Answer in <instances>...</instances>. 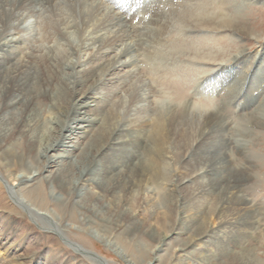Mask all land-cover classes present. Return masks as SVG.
<instances>
[{
  "label": "bare ground",
  "instance_id": "1",
  "mask_svg": "<svg viewBox=\"0 0 264 264\" xmlns=\"http://www.w3.org/2000/svg\"><path fill=\"white\" fill-rule=\"evenodd\" d=\"M78 1L77 8L76 0H0V173L5 179L0 178L14 199L12 205L0 208L3 211L0 213V264H60L61 259H65L64 264H87L86 261H91L88 253L92 251L67 239L55 219V215L62 213L60 208L67 197L77 199L76 203L69 201L67 206L72 212L70 218L74 220L75 210L85 215L84 201L87 197L91 196L93 200L90 201L97 203L105 193L108 197L123 193L122 200L126 203L128 193L136 189L142 191L150 182L167 189L162 196L168 211L163 213L161 226L166 230L155 234L153 228H148L149 236L157 242L149 249L137 250L138 246L134 247L129 242L121 243L125 250L118 258L124 264H158L160 255L154 259L152 253L159 249L163 251L172 235L182 236L188 232L190 237L180 246V251L190 248L194 242H207L219 235L222 238L215 244L216 254L190 259L192 264H223L224 257L233 259V264H263L252 259L254 248H244L237 257L233 246L244 238L251 239V236H254L253 243L258 242L264 231V203L250 198L246 182L235 181L236 176L252 178V164L256 161L253 159L255 153L245 148L242 142L244 131L250 124L264 125V46L252 73V81L239 100L237 109L240 111L233 116H225L217 110L215 96L208 97L206 102L200 87L201 78H194L193 87L196 83L200 85L197 84L193 95L186 92L189 90L186 81L192 79L190 66L205 63L198 52L208 50L211 39L185 35L178 40L165 39L171 31L166 27L175 23H183L184 34L187 35L198 30L206 33L236 30L240 36L249 37L255 30V36L263 30L256 29V26L249 28L246 15L235 10L236 14L213 22L220 14L226 16L228 0L218 2L225 13L205 14L204 10L209 6L206 7L205 3L201 11H196L198 13L190 11V8V12L183 10L177 13L174 21L164 14L167 13L165 7H190L194 2L199 5L203 1L143 0L140 11L151 17L154 25L151 35L157 38L153 43L158 42V46L162 41L163 48L147 50L144 54L146 59L137 63L134 59L137 43L133 46L132 42L139 32L135 36V28L127 22L136 17L123 13V1L109 5L108 1L101 0L102 7H95L98 3L93 6L92 0ZM59 4L69 8L68 16L66 12L59 11ZM39 6L43 7L46 16L40 15ZM159 7L164 8L162 12ZM127 10H132V6ZM37 24L38 32L35 30ZM168 44L172 46L171 50L164 51ZM120 47L123 48L118 55L107 60V54ZM82 53L84 56L88 53L85 62L80 61ZM236 57L232 58L228 72L219 77L220 96L232 87L234 69L248 59L244 56L238 61L241 57ZM124 58H129V61ZM155 59L164 61V64L158 62L153 66ZM179 62L184 66L179 64L182 69L173 76V69L178 66L172 69V65ZM86 66L88 68L81 71ZM223 70L218 69L219 73L214 72L213 75L221 74ZM122 91L123 95H120ZM41 97L54 111L50 112L43 136L39 135L41 118L36 103V99ZM251 102L257 103V108H252ZM213 112H217L216 117ZM236 121L241 125L235 126ZM91 133L94 138L87 139L89 142L82 150L85 155L81 151L83 157L75 158L72 164V154L79 148L80 140ZM65 137L70 139L68 143L63 141ZM25 147V155L17 152ZM59 147V153L49 155ZM66 159L70 160L65 162ZM12 166L20 170L18 175H14ZM177 166L183 176L175 175ZM45 169L53 171L42 178L38 187L22 193V187L37 181ZM69 176L74 180L69 181ZM55 179H60L61 184L55 185ZM45 186H51L58 196L51 200L55 202V209L42 213L40 210L46 201ZM90 187L99 191L91 193ZM215 192L216 220L214 226H209L204 202L210 200ZM38 194L41 198L37 203L35 198ZM24 200L27 201L24 203ZM111 201L112 198L109 199ZM109 202L106 209L110 208ZM196 202L199 206L193 209ZM170 209L180 214L175 231L166 226ZM121 212L138 221L126 206ZM24 216L30 217L42 232L33 237L31 226L23 229L16 225L14 218ZM86 219L93 223L89 216ZM258 226H261L260 232L256 231ZM51 233L66 239L73 257L63 254L61 259L57 258L60 252L52 249ZM12 239H17V243H11ZM43 239L49 245L42 254L34 261L35 254L24 261L25 256L21 253L24 246L31 243L38 248ZM128 249L130 254L125 256ZM94 263L104 264L99 260Z\"/></svg>",
  "mask_w": 264,
  "mask_h": 264
},
{
  "label": "rangeland",
  "instance_id": "2",
  "mask_svg": "<svg viewBox=\"0 0 264 264\" xmlns=\"http://www.w3.org/2000/svg\"><path fill=\"white\" fill-rule=\"evenodd\" d=\"M106 1H108L107 4H109V5H110V3L112 4V2L117 3L118 1H121V2L123 1L122 2L123 9H124L123 13H125L126 16H129L132 18L136 17L133 21L131 20V21H127V22H130V25H132L135 28V30H136L135 36L139 32L138 33L139 35H137V37H134L136 39L133 38V42H132L133 46L137 43L134 47L135 51L137 52V53L134 52V59L137 63H140L141 61H144L146 59V57H144V54L147 53V50L152 51V49H154L155 47L158 49H160V47L163 48L162 47L163 46L162 41L160 42L161 44H159L158 46H156L158 42L153 43V40L154 39L157 40V38L152 37V35H151L153 32L152 30L154 29V25H152L151 24L152 22L150 21L151 17L148 13L146 14V13H142L140 11V6H141L143 0H106ZM154 1H156V0H154ZM202 1L203 2H201V4L199 3V5L195 4V2H194L190 7L189 6L187 7L185 5L181 6V7L171 6L173 9H171V7H165L164 11H167V13H164V14L166 15V17H168L170 19L173 18L172 20L174 21L177 17V13H181L183 10H187L188 12L193 10L194 13H198L196 11H201L200 8H202L205 3H207V5H205L206 7L209 5L207 7V9L204 10L205 14H209L210 12L211 13L217 12L219 14L225 13L222 11L223 8L220 6V3H218L220 0H213V1L209 0L210 2H208V0H205L206 2H204V0H202ZM216 1L218 4H216ZM77 2L79 3V1L76 0V5L78 8L79 4H77ZM92 3H93V6H95V4L98 3V5H96L95 7H102L103 6V3H101V0H92ZM227 3H229V4L226 5V9L228 10L227 11L228 13H225L226 16L223 17L220 14V16L215 17V20L213 22L221 21V20L227 18L228 15L236 14V13H234V10L236 12L237 11L242 12V14H245L247 17L246 21H247V25L249 28L256 26L255 27L256 29L263 30L260 32V34H258L259 36L258 35L255 36L254 33L256 32V30L254 32H251L253 34L250 33L249 37H243L242 35L240 36L236 30H231V31L230 30H226V31L222 30L220 32L208 31L207 33H206V31H201V30L199 31L198 30L195 33L193 32L194 34L188 33V35H187V34H184V32L186 31V30H184V28H185L184 24L183 23H180V24L175 23V25H172V26L168 25L166 27V30L167 29L169 30V28H170L171 31L169 30L170 33L165 36V39L167 38V41H169L170 38H173L174 40H178V39L182 38L184 35L188 36V37H192V36L193 37H205L206 36L207 38L211 39V42H209V45H208L209 46L208 50L202 49L201 52L200 51L198 52V54H199L198 56L201 59H203V61L205 63L199 64L201 66L195 65V67H193V65H192V66H190L191 69L188 68L190 71L192 70L190 72V74L192 75V79L188 78V81H186V84L187 85L189 84V86H188L189 90L185 89L184 92L187 90L186 92L188 95H193L194 94L193 92H194V90L198 84V83H196V85L193 87L194 78L196 79L197 77H199V78H201L200 79L201 85L200 84H198V85H200V87L202 89V94L205 97L206 102H208V100H207L208 97L211 98L212 96H215V104H217V110L220 112V114L225 115V116H230V115L233 116L237 113V111H240L239 110L240 108L237 109L239 100L242 99V97L244 96V94L246 92L247 86L250 85L248 83L250 81H252V78H253L252 73H253L254 68L257 64L256 62L262 56L261 49L264 46V0H228ZM126 4H127V6H125ZM59 5H60L59 6L60 12L61 11L66 12L65 13L66 15L70 14V10L68 7H66V6L63 7L62 4H59ZM130 5L132 6V10H127L131 7ZM133 5H134V7H133ZM160 7L158 9H160V11L162 12V10L164 8H160ZM183 7L186 9H183ZM42 8H43L42 6L41 7L39 6L38 11L41 12V14H40L41 16H43V14H44V16H46L47 13ZM189 8H190V11H189ZM174 9H175V11H174ZM168 13H170V14H168ZM172 20H170V21L172 22ZM180 25H181V27H179ZM38 27H39V25L37 24L35 27V30L37 32L39 31V29L37 30ZM249 28H248V30H249ZM234 29H236V28H234ZM182 30H184V31H182ZM177 32H180V33L177 34ZM143 34H144V36H143ZM175 34H176V36H175ZM199 34H201L202 36H200ZM179 35H180V37H179ZM167 36H169V37H167ZM256 37H258V38H256ZM216 39H217V41H216ZM259 39H263V41H261ZM170 44H173V46H174V43H170ZM170 44H168L165 47L166 49L164 48L163 50L164 51H166V50L170 51L171 50L170 47H172V46H170ZM176 46H178V45H176ZM137 47H139L140 50ZM121 48H123V47L116 49V51L109 52L107 54V60L112 59L116 54L118 55V52ZM219 49H221V50H219ZM222 49H224V50L222 51ZM242 51H244V52L240 53ZM176 53L178 54V52H176ZM83 54L84 53H82V55H81L82 58L80 59V61L83 60L85 62L88 58V53L87 54L85 53V56ZM235 55L237 56L236 59L241 57L238 61L243 59L244 56L248 57V59L245 63H242L240 65V67H238L237 69H234V71L231 75V78H232L231 80L233 82L232 87L228 90V92H225L223 95L220 96L219 90H218L219 85L217 84V83H219V77H222L224 75V73L228 72V70H229V68L233 62L232 58ZM152 58H150L149 61L152 62V60H153ZM236 59H235V61H236ZM124 60L126 62H128L129 58H124ZM158 62L164 64V61L155 59V61L152 63V65L155 66L154 64H156ZM174 64L172 65V69H173V67H177V66L178 67L175 68L176 70L173 69L174 70L173 76L174 75L177 76L176 74H178V73H176V71L178 72L182 69L179 67V64L181 67L184 65H182V63H180V62L174 63ZM88 66L81 68V71L86 70L88 68ZM144 66H146V65H144ZM221 68H224V70L221 74L213 75L214 72L216 73L218 71V69H221ZM225 70H227V71H225ZM123 71H126V70L124 69ZM217 73H219V72H217ZM98 74H97V76H99ZM104 88H108V87L104 86ZM176 89H178V87ZM203 89H204V91H203ZM172 93H173V91H172ZM254 93H255V95H257V92H254ZM119 94L123 95V91L120 92ZM157 97H159V96H157ZM158 100H162V99H158ZM36 103H37V108L39 111V116L41 118L39 135L43 136L45 134V127L47 126L46 124L48 123V118L50 116V112L53 113L54 111L49 108L47 100L42 98V97L37 98ZM251 103H253V106L251 105L252 108L253 107H254V109L257 108V106H258L257 103H255V102H251ZM212 114L215 117L217 116V112H213ZM241 115H242V113H241ZM234 125L240 126L241 123L239 121H236L234 123ZM72 127H74V126H72ZM247 127H248L247 130L244 131L243 139L241 137H239V139H242V142H243L245 148L252 150L255 153V156L253 157V159H255L256 161L253 162V164H252V167H254V169H253L254 171L251 173L252 178H250V177L244 178V176H236L235 181L237 183L246 182L245 185L247 187V192L249 193L250 198H254V200L257 203H264V125L252 126L250 124ZM92 133L89 134L91 136L88 135L85 139L80 140L79 148L77 150H75L72 154V156H73L71 158L72 164H74L75 158H78V157L82 158L83 155H85V152H83L82 150H84V148L87 146L86 144L89 142L88 140L94 138L92 136ZM64 134L66 135L67 132H65ZM71 137H73V136H71ZM65 138H67V137H65ZM65 138L63 141L68 143V141L70 139L69 138L65 139ZM61 140H62V137H61ZM71 141L73 143L75 142L74 140H71ZM38 148H39V145H38ZM60 150H61V147H59V149H56L55 151L51 152L49 155H55V154L59 153ZM81 151H82L83 155L81 154ZM17 152L25 155L27 152V148L25 147L22 150L18 149ZM258 159H259V161H258ZM69 160L70 159H66L65 162H68ZM179 169H180L179 166H177L175 169V175H178L180 177V176H183V173L179 174ZM11 170L14 173V175H18L20 173V170L16 166H12ZM52 171H53V169H45V171H43L41 173V177L39 179H37V181H35L29 185L23 186L21 189V192L26 193L27 191H29L35 187H38L43 180L42 178H44L45 176H49L50 172H52ZM0 176L4 178V176H2L1 173H0ZM68 179H69V181H73L74 177L69 176ZM59 180L60 179H55L53 181L54 184L60 185L61 182H59ZM0 182L2 184V185H0L2 188V190L0 191V208H1L2 206H6L7 204L12 205V203L14 202V199H12L10 197V195H9L10 192H8L6 190V188L3 187V186L6 187V185H5V182L1 178H0ZM91 188L92 187H90V189ZM65 189L66 188H64V191H65ZM166 190L167 189L163 185H156L155 183L150 182V185L147 187H144L142 189V191H141V189L140 190L136 189L135 192L132 191L131 193H128V195L126 196L127 198H125L126 203H124V201L122 200L124 198L123 193H117V194L110 196V197H108V195L105 193L102 195V198H100V200L97 203L91 202L93 199L91 196H89L84 201V205L86 206V209H87L85 212V215H83V216L80 215V213L77 212L78 210L74 209L76 212L73 214L74 220H71L70 216L72 215V212L70 211L69 208H67V206L69 205L68 204L69 201H71V202L73 201L74 203H76L77 199L74 197L68 196L67 201L60 208L62 213L55 215L56 216L55 219H56L58 225L65 231L64 233H65V236L67 237V239L72 241L73 244L77 243L81 247H85L89 251H92L91 253H88V257L91 258V261H86L87 264H95L94 263L95 260L103 261L104 264H124V262L118 258L119 257L118 255L125 250L124 248H122L121 243H123V242L128 243L129 242V244L134 246V247L138 246V248H136L137 250H139V249L141 250L144 248L149 249V248L155 246L157 242L155 241L154 237H151V235L149 236L148 228L149 227L153 228V230L155 231V234L158 231L162 232V231L166 230V229H163L161 227L162 222H163V217H164L163 213L168 211V208H166V205L164 204L165 198H163L164 196H162L165 194V192H167ZM90 191H91V193H97L99 190L92 188ZM43 192H44L45 199L47 202L46 201L43 202V204H42L43 208L40 210V212L44 213V212H49V211L54 210L55 209L54 208L55 202L51 201V200H53L54 198H56V196H58L57 191L53 190L51 186H45L43 189ZM39 196L40 195L38 194V196L35 198L37 200V203L40 201V198H41ZM110 198H112V200H113V201H111V203L109 202ZM209 198H210V200H208L206 202H204L205 199H203V200L200 199V201L204 202V204H205L206 215L209 214L208 215L209 217L207 219V224L209 226H214L215 220H216L215 219V208H216V201H217L216 200V192H215V194L212 193V195ZM146 200H148V201H146ZM25 201H27V200H24V203H25ZM108 202L111 206L109 205L108 208L109 207L110 208L106 209V204H108ZM124 206H126L129 209L131 214L134 213L136 215L135 219L138 221H134V220L129 219L128 214H122L121 211L124 209ZM198 206H199V202L194 203L193 209H196ZM35 208H37V207H35ZM231 208H233V207H231ZM79 211L83 212L84 210L79 209ZM1 212H3V211L0 210V213ZM169 212H170L169 222L166 223V226L172 227L173 231H175L177 228V225H178V219H179L180 214H179V212H176L174 209H170ZM192 212H194V210ZM86 216H89L90 219L92 220L91 222H93V223H90V222L88 223ZM125 218H127V219H125ZM197 218H200V215ZM14 219L16 220V225H20L21 227H23V229L24 228L28 229V227L31 226L33 228V230L30 231V234L33 237L37 236L38 233L42 232V228L37 227V225L28 216L19 217V219H18V217H15ZM127 220H129V221H127ZM130 222H133V223H130ZM137 222H139V223H137ZM262 223L264 225V222H262ZM201 224H203V222H201ZM210 229H208V233H209ZM260 229H261V226H258L256 231L260 232ZM263 234H264V231H262V234L260 235L258 242H254V243L252 242L254 239V236H251V239H245L244 238L240 243L237 241L236 245L233 246V249L236 252V256L237 257L240 256V254L242 253V250L244 248H247V247L251 248L252 247V248H254V250H252V252H253L252 259H254L256 261H262L264 264V235ZM50 235L53 236V242L52 243H54V244L51 245L53 251L54 252H60V254L57 256L58 259H61V257L64 256L65 254L69 257L74 256L70 253V245L68 242L66 243L65 238L61 237L60 235L56 236V234L54 235L52 233ZM143 237H145V238H143ZM189 237H190V232H188L187 234L182 235V236H176V235L173 236L172 235L171 238L168 239L169 241L168 240L166 241L167 244L162 249L163 251H160V249L156 250L155 252L152 253L151 257H153L155 259L156 257H158V255H160L161 260L158 264H192L190 262L191 261L190 259L195 260V259H198L202 256H206L208 254L210 256L213 254H216L217 248H216L215 244L222 239L221 236L219 235L218 237H215L214 239H210L207 242H200V241L194 242L190 248H188L184 251H180V246L186 240H188ZM10 242L16 244L17 239H15V240L12 239V240H10ZM40 243L41 244H39V246H38L39 249L37 248V246L35 244H31V243L26 244L24 246L23 250H21V253L23 254V256H25L24 261H28L31 258V255L33 256L35 254L34 258L32 259L34 261V259L38 255H41L42 252L45 250V248L48 247V245H49V243H46L45 239L41 240ZM129 254H130V249H128L127 252H125V256H129ZM1 256H2V253L0 252V259L2 258ZM227 259H229V258L224 257L223 262L221 261V263H223V264L224 263L225 264H233L234 263L233 259H230V260H227ZM61 260H60L61 261L60 264H64L65 259H61Z\"/></svg>",
  "mask_w": 264,
  "mask_h": 264
}]
</instances>
